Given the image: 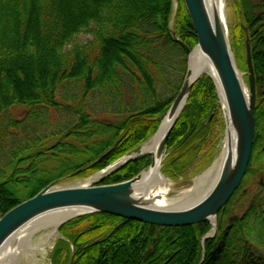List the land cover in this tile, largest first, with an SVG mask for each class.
Returning <instances> with one entry per match:
<instances>
[{
	"label": "trees",
	"instance_id": "trees-1",
	"mask_svg": "<svg viewBox=\"0 0 264 264\" xmlns=\"http://www.w3.org/2000/svg\"><path fill=\"white\" fill-rule=\"evenodd\" d=\"M176 1L174 13V0H0V218L49 183L79 168L76 176L97 172L152 136L187 69L171 31L189 49L197 42L183 0ZM240 5L231 48L245 69L247 27L255 134L243 181L216 216L215 236L200 243L207 221L165 227L89 213L59 227L63 239L51 264H264V191L251 198L244 191L254 177L264 188V0ZM81 33L91 40L77 43ZM218 110L216 87L202 75L166 141L164 175L176 181L196 171L199 158L210 161ZM27 118L32 128L20 125ZM150 162L133 160L98 185L130 180Z\"/></svg>",
	"mask_w": 264,
	"mask_h": 264
},
{
	"label": "water",
	"instance_id": "water-1",
	"mask_svg": "<svg viewBox=\"0 0 264 264\" xmlns=\"http://www.w3.org/2000/svg\"><path fill=\"white\" fill-rule=\"evenodd\" d=\"M183 3L193 24L197 42L194 48L190 50L184 42L176 37V33L171 31L174 40L185 48L187 69L180 90L173 98V103L162 119V122L166 120L169 124L163 130V135L154 156L164 159L165 144L170 131L180 116L194 83L201 76L200 71L196 69L197 66L194 65V53L203 54L209 59L218 78L219 87H221L223 98L221 106L225 131L223 140L225 144L221 150V167L210 188L200 195L195 202L186 207L177 210L152 208L149 201L137 193L133 186V183L138 180L141 174L153 166L154 163L155 157H152L148 152L142 151L141 153V146L138 154L131 157L129 155L122 156L102 171L118 170L133 160L141 159L147 155L151 156L150 165L130 180L111 183L110 185L86 183L77 184L76 186H57V182L53 181L32 197L12 207L0 218V250L27 223L60 209H81L82 211L76 217L103 212L142 223L178 227L205 221L211 223V218L215 220L223 206L232 198V194L240 187L239 185L243 181L248 168L255 134L257 96L251 39L247 27L243 26L245 31V64L247 68L245 75L247 76V82H243L242 86L239 75H237L238 71L241 74L242 72L235 63L226 22L222 20L217 7L213 6L212 11H210L206 5V0H183ZM210 78L216 87L219 98L217 82L211 76ZM160 127L153 136L160 130ZM262 150L264 151V145ZM106 154L107 152L99 156L97 161ZM81 171H83L81 168L77 169L71 173V176H75ZM162 176L166 177L163 174ZM71 218L61 222V224ZM215 230L216 227L212 224L210 234L204 235L202 241L212 237L216 232Z\"/></svg>",
	"mask_w": 264,
	"mask_h": 264
},
{
	"label": "bare ground",
	"instance_id": "bare-ground-1",
	"mask_svg": "<svg viewBox=\"0 0 264 264\" xmlns=\"http://www.w3.org/2000/svg\"><path fill=\"white\" fill-rule=\"evenodd\" d=\"M225 1L226 0H206L208 9L212 11L213 6H216L224 22L227 21ZM194 55V65L197 66L196 69L200 71V75L202 76L206 74L207 76H211L217 82V87H219V82L217 81L218 78L209 59L203 54L194 53ZM237 75H239L240 82L243 86V76L239 71ZM219 98L222 104L223 98L221 87H219ZM162 123L163 124L156 135L142 145L141 153L142 151L148 152L152 157H155L154 155L163 135V130H165L169 124L166 120ZM138 153H132L130 157ZM162 159L163 158L160 159L158 157L154 158L153 166L144 171L138 180L133 183L134 190L149 201L151 207L154 209L177 210L195 202L200 195L210 188V185L214 182L217 177L216 175L220 170L222 153L219 158L211 164L209 169L198 176L191 189L172 197L167 196L169 181L168 178H164L161 173L160 165L164 160ZM80 211L82 210L79 208L60 209L42 215L27 223L1 248L0 264H43L44 254L46 252L45 248H48L49 245H51V242L57 237L59 224L70 217H72V219L76 218V215ZM211 223L215 225V220L212 218Z\"/></svg>",
	"mask_w": 264,
	"mask_h": 264
},
{
	"label": "rangeland",
	"instance_id": "rangeland-1",
	"mask_svg": "<svg viewBox=\"0 0 264 264\" xmlns=\"http://www.w3.org/2000/svg\"><path fill=\"white\" fill-rule=\"evenodd\" d=\"M256 1L257 0H250V5L252 4V6H254L255 4H256ZM240 2H241V0H226L225 1V7H226V9H227V17H226V26H227V31L229 32V42H233V37H232V32H234L233 30H234V28L236 27V25H239L243 20H242V17H243V15H241L242 13H243V11H242V8H241V5H240ZM176 7H177V1L176 0H174V4H173V11H174V13L176 12L175 10H176ZM186 9V8H185ZM240 9H241V11H240ZM238 11H240V13H238ZM260 13L261 11L259 10V9H256L255 8V10H254V13ZM245 32V31H244ZM91 40V37H90V35L89 34H87V33H81L80 35H78L77 37H76V42L77 43H80V44H82V43H86V42H88V41H90ZM232 44V43H231ZM194 48V47H193ZM190 50H192V49H190ZM231 50H232V53H234V59H235V63L237 64V67L239 68V70L242 72V76H243V79H244V82L246 83L247 82V76L245 75V72L247 71V68H246V64H245V58H244V64H245V69H242V68H240V66H239V64L237 63L238 61H237V53L234 51V49H232L231 48ZM245 56H246V54H245ZM243 60V59H242ZM210 77V76H209ZM215 87V86H214ZM216 93H217V91H216ZM217 98H218V95H217ZM218 115H217V118H218V121H219V123H218V126L215 128V132H216V134H217V140L216 141H214L213 143H214V145L210 148V149H212L211 151L212 152H207L206 154H205V156L206 157H208V155H210L211 156V158H210V161L207 163V164H205V162L203 163V160L204 159H202V157L201 158H199V162H198V169L196 170V171H194L193 169L191 170H189L188 172H187V174L185 175V176H183L182 178H180V179H178V180H176V181H174V180H172V179H170V178H168L166 175H164L163 173H162V168L164 167V162H165V160H166V157H167V155H168V151H167V145H166V149H165V153H164V160H163V162H162V164H161V173L164 175V176H166V178H168V181H169V185H168V191H167V196H169V197H172V196H177L178 194H181V193H183V192H185V191H188V189H191V187H192V185L194 184V181L198 178V176L200 175V174H202L204 171H206L207 169H209V167L211 166V164L216 160V159H218L219 158V156L221 155V150H222V148H223V145H224V142H223V140H224V135H225V131H224V119H223V117H224V115H223V109H222V106H221V102H220V98H218ZM21 112L22 111H17V110H14L13 111V114L16 116V115H20L21 114ZM58 116V114L56 113V112H54V113H51L50 115H49V118H55V117H57ZM165 116V115H164ZM164 116L162 117V119L164 118ZM162 119L160 120V124L158 125V128L160 127V125L162 124L161 122H162ZM21 126H24L25 128H32V126H33V119H31V118H27V119H25V121L24 122H22L21 124H20ZM158 128L152 133V136L154 135V133L158 130ZM152 136H150L147 140H145L144 142H142L141 143V145L140 146H142L144 143H146V142H148L151 138H152ZM141 148V147H140ZM140 148L138 149V151L137 152H133V153H138V152H140ZM132 154V153H131ZM131 154H129V156L131 155ZM123 156H126V155H123ZM148 156V155H147ZM147 156H145V157H147ZM120 157H122V156H120ZM148 157H150L151 158V156H148ZM76 159H80V157H77V158H75V159H73V158H69V157H67L66 158V160L68 161L69 160V162L70 163H72V164H74L75 162H76ZM120 159V158H119ZM118 159V160H119ZM0 161L1 162H3V161H5L4 160V157L2 156L1 158H0ZM117 161V160H116ZM115 162V161H114ZM114 162H112V163H110L109 165H111V164H113ZM151 163V162H150ZM201 163H203V165H200ZM109 165L108 166H106L105 168H107V167H109ZM150 165V164H149ZM148 165V166H149ZM147 166V167H148ZM163 166V167H162ZM105 168H102V169H99L97 172H93V173H90V174H87L86 176H70L67 180H65V181H63V182H61V183H57V186H76L77 184H88V183H99V180H101L102 178H104V177H106V176H108L111 172H114L113 170L112 171H110L109 170V172H102L103 171V169H105ZM164 169V168H163ZM143 170V169H142ZM142 172V171H141ZM100 173V174H99ZM140 173V172H139ZM138 173V174H139ZM98 174V175H97ZM95 177V178H94ZM89 180V181H88ZM258 182H259V180L257 181V178L256 177H254V178H252V179H249L247 182H246V184H245V192H246V194H247V196H248V198H251V197H253L256 193H258V192H263L264 191V188L262 187H260L259 185H258ZM241 210V211H240ZM238 212H237V214L238 215H241L243 212H242V209H240ZM78 217H80V216H78ZM78 217H76V218H78ZM76 218H73V219H76ZM72 219V218H71ZM216 219H217V217H216ZM215 219V227H216V225H217V220ZM70 220V219H69ZM67 222V221H66ZM209 223V222H208ZM209 225H210V229H211V227H212V224L211 223H209ZM210 229L207 231V233L206 234H210ZM217 232V231H216ZM216 232H215V234H216ZM206 234H204V235H206ZM215 234H213L212 235V237H214L215 236ZM203 235V236H204ZM202 236V237H203ZM36 237V236H35ZM202 237H201V240H200V243H202L203 245H204V242L207 240V239H212V237H209V238H207V239H205V240H203L202 241ZM59 239H63V236L61 235V233H59V231H58V235H57V237L53 240V242H51V245H49V247L48 248H45V250H46V252H45V254H44V262H43V264H51V258H50V254H51V250L53 249V246L55 245V243L57 242V240H59Z\"/></svg>",
	"mask_w": 264,
	"mask_h": 264
}]
</instances>
